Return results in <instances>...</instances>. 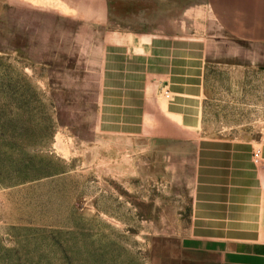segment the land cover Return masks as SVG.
Instances as JSON below:
<instances>
[{
	"label": "rangeland",
	"instance_id": "rangeland-1",
	"mask_svg": "<svg viewBox=\"0 0 264 264\" xmlns=\"http://www.w3.org/2000/svg\"><path fill=\"white\" fill-rule=\"evenodd\" d=\"M7 3L0 0V264H217L186 237L203 221L199 180L216 174L206 165L215 162L210 142L245 145L264 164V42L228 37L204 0L185 15L176 0L173 27L200 52L198 124L100 130L99 51L61 65L72 57L65 41L62 54L43 47L51 63L38 62L15 45L8 21L20 22L17 35L25 22L28 34L79 30V50L93 31L10 12Z\"/></svg>",
	"mask_w": 264,
	"mask_h": 264
},
{
	"label": "crops",
	"instance_id": "crops-1",
	"mask_svg": "<svg viewBox=\"0 0 264 264\" xmlns=\"http://www.w3.org/2000/svg\"><path fill=\"white\" fill-rule=\"evenodd\" d=\"M144 1L8 0L10 12L91 29L80 50L78 42L84 35L79 30L64 31L56 25L51 31L39 28L36 36L35 30L27 33L25 22L22 35H17L15 23L20 22L12 27L9 19L8 31L20 50L47 64L51 61L40 58L43 47L51 49L46 54H62L63 48L71 47L72 57L60 60L61 65L80 62L99 51L100 130H191L200 118L199 49L193 48L191 35L173 27L176 0H150L151 7H145ZM140 2L145 4L140 7ZM204 2L228 37L264 42V0ZM130 3L138 5L137 11L130 9ZM191 6L192 0H184L182 14ZM141 11L143 21L129 18ZM163 87L171 91V98L159 97ZM209 144H214L210 149L216 150L215 162L206 165L214 166L216 174L199 180L203 221L199 233L186 237L187 246L217 264H264V164L253 163L245 145ZM261 157L264 161V147Z\"/></svg>",
	"mask_w": 264,
	"mask_h": 264
},
{
	"label": "built area",
	"instance_id": "built-area-1",
	"mask_svg": "<svg viewBox=\"0 0 264 264\" xmlns=\"http://www.w3.org/2000/svg\"><path fill=\"white\" fill-rule=\"evenodd\" d=\"M162 95H163V97L168 99L171 96V92L167 87H163L162 88ZM259 155H260V149H256L253 153V157H254L255 162L258 161ZM263 263H264V252H263Z\"/></svg>",
	"mask_w": 264,
	"mask_h": 264
},
{
	"label": "bare ground",
	"instance_id": "bare-ground-1",
	"mask_svg": "<svg viewBox=\"0 0 264 264\" xmlns=\"http://www.w3.org/2000/svg\"><path fill=\"white\" fill-rule=\"evenodd\" d=\"M173 176V175H172ZM225 210V209H224Z\"/></svg>",
	"mask_w": 264,
	"mask_h": 264
}]
</instances>
